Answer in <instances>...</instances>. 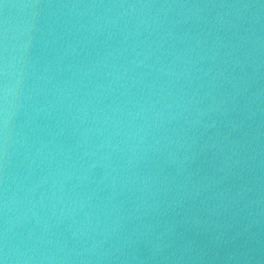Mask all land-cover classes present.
<instances>
[{
  "label": "water",
  "instance_id": "95a60500",
  "mask_svg": "<svg viewBox=\"0 0 264 264\" xmlns=\"http://www.w3.org/2000/svg\"><path fill=\"white\" fill-rule=\"evenodd\" d=\"M0 264H264V0H0Z\"/></svg>",
  "mask_w": 264,
  "mask_h": 264
}]
</instances>
